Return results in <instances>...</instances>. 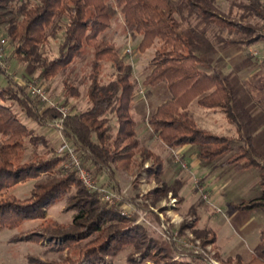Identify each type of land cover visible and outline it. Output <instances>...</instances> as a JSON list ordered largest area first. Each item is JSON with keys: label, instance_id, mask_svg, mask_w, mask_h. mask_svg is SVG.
Returning a JSON list of instances; mask_svg holds the SVG:
<instances>
[{"label": "trees", "instance_id": "obj_1", "mask_svg": "<svg viewBox=\"0 0 264 264\" xmlns=\"http://www.w3.org/2000/svg\"><path fill=\"white\" fill-rule=\"evenodd\" d=\"M246 1L231 2L230 11L226 13L220 9L218 0H0V32H5L15 45L18 60L35 64L41 70L39 78L42 80L56 77L86 49L92 50L93 62L86 91L90 107L81 113H70L62 131L81 154L84 165L93 167L95 176L108 172L113 180V167L128 169L137 154L141 155L142 164L153 160L149 175H157L159 179L164 172L160 156L146 148L137 135L138 125L132 110L139 84L132 81L133 68L119 57L115 45L106 37L119 13L124 18L126 33L141 36L139 51L156 50L142 87H165L169 93V99L149 117L152 134L170 150L197 145L200 158L205 161L212 162L230 154L224 165L233 166L236 171L253 167L264 171L259 162L264 158L252 138L245 136L244 124L237 113V95L241 89L209 59L217 47H248L260 40L254 38L257 27L232 20L234 8L242 12L240 20L252 16L264 20L261 0ZM60 34L59 55L52 60L43 58L40 47L49 38L57 40ZM232 35H246L250 39L234 41L230 39ZM107 62L112 63L115 74L105 80L103 72ZM256 76L252 79L258 85L249 84L250 98L263 105L264 76ZM0 77L7 83L0 84V193L35 181L30 196L25 199L12 195L0 198V232L15 229L27 221L44 220L50 207L66 200V210L76 213L71 223L42 224L34 230L23 231L11 242L42 243L50 238L53 242L64 241L59 250L78 248L77 260L67 258L61 264L103 261L106 257L118 256L127 247H132L135 253H145L158 264H192L174 261L171 243L152 237L146 228L136 224V215L125 218L117 207L103 204L96 194L83 187L75 172L63 170L65 158L49 148L46 137L27 124L29 121L45 127L61 117L59 108L41 111L33 97L25 93L26 88L14 82L6 71L0 70ZM194 101L203 108L222 112L236 127L238 138L200 128L189 110ZM110 115L117 121L115 135ZM25 142L33 148L43 147L46 154L35 153L31 162L17 164ZM261 177L263 185L264 174ZM160 183L157 194L162 195L168 189L177 195L174 188ZM257 206L264 207V202L240 207L253 209ZM190 227L193 229L195 224ZM194 233L204 240L210 235V242H215L210 230H194ZM236 262L264 264V231L251 261ZM228 263L232 264L233 259Z\"/></svg>", "mask_w": 264, "mask_h": 264}, {"label": "rangeland", "instance_id": "obj_2", "mask_svg": "<svg viewBox=\"0 0 264 264\" xmlns=\"http://www.w3.org/2000/svg\"><path fill=\"white\" fill-rule=\"evenodd\" d=\"M33 1L35 2L36 0ZM235 1H237V3L247 2L246 0H218V5L223 12L228 13L230 11L231 2ZM261 2L264 5V0H261ZM241 14V10L234 8L232 11V20L244 26L257 27L258 31L255 33L254 38L257 37L260 38V40L248 47L229 45L224 49V52L222 51V48L217 47L218 50L216 49V52L211 55L209 59L212 60L214 58L217 63L216 66L222 68L224 75H227L229 79H232L237 83L239 88L241 90L243 89L244 94L247 90L249 91L250 83L258 85L256 80L253 81V76H264V20L260 16H252L240 20ZM0 36L7 39L6 61L9 66L7 74L14 79V82H17L23 86V88H26L25 93L28 92L32 97L33 95L31 93L33 87L42 88L46 92L50 103H43L37 97H33V102L35 105L37 104L39 106L37 108H40L42 111L46 108L57 106L59 108H67L69 113H81L90 107V103L86 98V91L89 86L88 76L93 62L92 50L86 49L81 57L75 59L68 69L60 72L56 77L50 80H42L39 78L41 70H39L35 64L29 65L16 58L14 53L15 45L11 42L7 34L5 32H0ZM106 37L115 45L119 57L126 64L132 66V81L138 82V90H144V88H142V83L149 74V63L155 55V48H151L146 52H140L138 49V38L133 36L130 39L128 33L125 31L124 18L120 13L113 21L111 29L106 32ZM230 39L238 41L250 38L246 35H232L230 36ZM61 42L62 34L59 35L57 40L49 38L48 41L40 47V53L43 54V58L52 60L57 57L59 55V46ZM127 50H131V53H127ZM228 54L231 55L229 60L230 66L225 70L223 68L224 57ZM114 74L115 69L112 66V63L107 62L105 64L103 78L108 80L113 77ZM0 84H7L5 78L0 77ZM245 84H248V86H245ZM160 88L161 89H158L153 93L156 98H154L155 100L152 102V105H150L149 102L150 106L148 105L147 113H149L147 114V118L151 116L153 111L151 107L160 105L166 99V88ZM67 89H71L69 90L71 92L68 93ZM139 92L140 91H138V93ZM139 95L142 96L141 92ZM239 96H237V100L243 99V97ZM250 97H252V95ZM150 100L153 99L150 98ZM150 100L148 98V101ZM243 102L244 104L246 103V101ZM243 102L239 104L240 106H238V110L240 111L237 110V113L240 115L241 122L244 124V134L245 136L252 138L254 146L264 158V104L261 105L254 102L246 107L245 113L243 110ZM109 117L112 133L115 135L118 128L117 121L112 115ZM55 120L48 123L45 127H39L35 123L29 121H27V124L29 127L34 128L37 134L46 137L49 148L65 158L61 168L65 171L75 172L69 168L66 154L60 152V146L63 141H66L68 144L70 143L64 137L63 131L61 130L59 132V129L53 126ZM236 131V127L232 125L231 129L222 130L219 132V135L238 138ZM140 132L144 133L141 140L147 142L148 140L146 136L148 137V135L143 129ZM61 136L63 137L61 138ZM70 146H72V144H70ZM234 146L237 148L239 143ZM145 147L150 150L152 149V151L158 154L162 159V153L159 150L154 151L152 147ZM46 152L47 150L43 147L33 148L25 142L24 150L21 153L17 164L29 163L32 161L35 153L38 155H45ZM175 155L176 153H172L171 156L167 157V155L164 154V157L169 159L168 165H171L172 170H166V173L163 172L159 179L157 175H149L148 169L153 168V160H148L142 164V157L140 154H137L134 164L128 169H116L113 167V180L110 179L108 172H104L100 176H95L93 167L84 165L82 160L83 167L90 172L92 182L95 184L94 188L86 187L84 184L82 185L90 193L96 194L98 199L109 208L117 207L123 217L132 218L136 215V224L146 228L152 237L163 239L171 243L174 246V261H184L192 264H208L206 260H203L206 258L205 254L197 255L190 249L184 250L185 248L183 247V244L179 241L181 239L185 242L186 240H190L191 236H193L196 240L200 241L201 250L206 252L207 256L212 257L214 260L221 262L222 264H229V254L222 252L224 257L221 256L215 242H210V238H212L210 235H207V239L204 240L197 237L194 230H205L199 229L198 227L212 228L217 235L219 248L221 249L223 247V249L227 250V253L244 247L245 236L244 232L240 230L241 222L244 219L250 218L255 213L250 211L243 212L238 209L240 206L239 203H242V200L246 198H240L241 200L237 202V206H230V204L227 203V196L233 194L239 199V197L242 196V193H244L245 188H251L248 194L257 195L259 188H264L261 177V174H264V171L256 167L244 171H236L235 169L229 168V170L224 172L225 175L224 173H220L218 179L219 187L226 188L227 190L221 189V196L218 201L214 202L213 193L205 188V184L201 183L202 181H200V179L190 176L188 166L181 167L182 164L177 162ZM228 156H230V154L222 157L220 161L222 162L226 160ZM162 162L164 166L163 159ZM259 162L264 166V159H260ZM198 175H200V172L197 173V176ZM161 181L165 182L168 188H174L177 195L168 189H166L162 195L157 194L156 189L161 187ZM34 183L35 181L22 183L14 189L0 193V198L12 195L20 199H25L30 196ZM105 192L107 194H113L114 197L110 202L104 201L103 195ZM205 198H207V200ZM173 199L175 203H172ZM193 201L194 203L195 201H202L208 204L211 209L208 213L207 207L201 206L199 210L200 218L198 221V227H196L195 224V216L189 213V207L192 205L191 203H193ZM234 207H237V211L240 212L238 215L239 217L236 219L231 218V212L234 211ZM215 208L220 209L221 213L217 212ZM75 215V212L66 210V200H63L46 211L44 220L27 221L15 229L1 231L0 264H61L67 258L77 260L79 258L78 248L72 246L68 249L65 247L64 249L59 250L58 248L63 247L64 245V241L60 239L53 242L52 239L47 238L42 243L22 241L13 244L11 242L12 238L21 235L23 231L34 230L43 225H50L55 222L62 225H68L72 222ZM193 224H195V227L192 229L190 226ZM185 225H187L188 228L183 229V226ZM208 244L212 245L210 250L206 247ZM83 264L158 263L153 258L145 255V253H135L132 247H127L114 258L106 257L103 261L94 262L92 260ZM232 264L238 263L233 260Z\"/></svg>", "mask_w": 264, "mask_h": 264}, {"label": "crops", "instance_id": "obj_3", "mask_svg": "<svg viewBox=\"0 0 264 264\" xmlns=\"http://www.w3.org/2000/svg\"><path fill=\"white\" fill-rule=\"evenodd\" d=\"M128 35H129L130 39L133 36H136L138 38V40H139L138 47H139V44L141 42V36L137 33H128ZM122 38H124V37H122ZM222 51L224 52V49H222ZM230 58H231L230 54H228L227 56L224 57L223 68L225 70H227L230 66L229 65ZM215 61L216 60L214 58L211 60V62L214 65H217V63ZM142 88H140V89H142ZM158 89H161V88L160 87L151 88V89L144 88V90H139L141 92L142 96L139 95L140 92L137 93L135 96V99L133 102L132 114H133V116L137 122V125H138L137 126V135H138L139 140H141V137L144 134V133L140 132L143 129V131H145V133L148 135V137L146 136L148 143L146 141H142V140H141V143H144L145 146H147V147H152L154 151L159 150L162 153L161 157L164 160V168H165L164 172L165 173L167 172L166 170H169V171L172 170L171 165L170 166L168 165L169 159L167 157L171 156L172 153L179 154V156L181 157L182 163L188 166V172H190L189 175L193 176L194 178L200 179V181H202L201 183L205 184V188L209 192L213 193V201L214 202L218 201L219 197L222 194V190L223 189L227 190L226 188H220L219 187V183H218L219 180L218 179H219L220 173L226 172L227 170H229V168H231V169H235V168L233 166L224 165L223 162L225 160L222 162L220 161L222 158L215 160V161H212V162H208V161L201 159L200 158V149L197 145H186V146L179 148L177 150H170L167 147H165L164 144L156 136H154L152 134L151 128L148 125L149 117L147 118V114L149 112L147 113V109L150 105H152V102H154V100H155L154 98H156V96L153 93L155 91H157ZM166 91H167V94H165L166 99L163 101V103L169 99L168 90L166 89ZM237 96L243 97V99H240L237 101V110L239 108L238 106H240L239 104L242 103L243 101H246L245 104L243 102L244 112H245V109L247 106L254 103V101L250 98V93L248 90L246 92H244V94H243V89L240 90L239 94ZM148 98H149V100H150V98H152L153 100L148 101ZM149 102H150V105H149ZM160 105H157L156 107H153V106L151 107L153 110L151 115L156 111V109ZM189 110L192 113L193 117L195 118L197 125L200 128L207 130L211 133L219 135V132H221L222 130L232 128V125L227 121L225 115L222 112H215V111L203 108L196 101H194L190 105ZM238 111H240V110H238ZM164 154H166L167 157H164ZM181 167H182V165H181ZM199 172H200V175L197 176V173H199ZM224 175H225V173H224ZM258 184H259V182H258ZM250 189L251 188H245L244 193H242L243 197L241 196V197H239V199H237L235 197V195H233V194L230 196H227V203H229L230 206H237L238 205L237 202L239 200H241L240 198H246V199L242 200V203H239L240 206L245 205V204L246 205L250 204L251 202H259V203L264 202L263 201V199H264V188H259V192L257 195H250V193L248 194ZM182 197H183V194H182ZM196 202L197 201H195V203H194V201H193V203H191L192 205L189 207L190 208L189 213H191L195 216V219H196L195 224H196V227H198V221L200 218L199 210H200L201 206L207 207L208 213L211 209L208 206V204H206L202 201L197 202V203ZM240 206L238 207V209H240V211H243V212L244 211H250V212L255 213L250 218L244 219L241 222L240 230L242 232H244V236H245V239H244L245 246L242 247L241 249H237L234 251L232 250V251H229L227 253V250L223 249V247L221 249L219 248L217 235L212 228H203V227H198V228L210 230V232L215 237V245H216L219 253L221 254V256L224 257L222 252H225V254H229L228 259H233L234 262H236L237 260H241L243 263H248L252 259L254 249L260 243V236H261L262 232L264 231V212H263L264 207L263 206H257L253 209H242ZM238 209H237V207H234V211L231 212V218L232 219H236L237 217H239L238 215L240 212L237 211Z\"/></svg>", "mask_w": 264, "mask_h": 264}, {"label": "built area", "instance_id": "obj_4", "mask_svg": "<svg viewBox=\"0 0 264 264\" xmlns=\"http://www.w3.org/2000/svg\"><path fill=\"white\" fill-rule=\"evenodd\" d=\"M6 47H7V39L2 38L0 36V70H4L7 72L9 69V66L6 61ZM127 53L130 54L131 50H127ZM31 94L33 95V97H37L38 99H40L43 103H50L47 98L46 92L42 88L33 87ZM59 112L61 113V117L53 122V126L58 128L60 132L63 128L64 120L68 117L70 113L65 107H60ZM62 137L63 136H61V138ZM60 152L66 154L68 158L69 168H71L77 173L82 184H84L86 187L94 188L95 184H93L92 182L90 172H88V170L85 169V167H83L82 157L79 154V152H77L76 149L70 146V144H68L66 141H63V143L61 144ZM175 158L178 163H181L183 167H186V165L182 163L181 157L178 154L175 155ZM113 197H114L113 194H107L106 192L103 195L104 201H107V202H110L113 199ZM205 199L207 200V198ZM172 203H175L174 199ZM215 209L217 212L221 213L220 209L218 208H215ZM179 241L183 244V247L185 248V249L183 248L184 250L190 249L193 253L197 255L205 254L206 258L203 260H206L208 264H222L221 262H217L216 260H214L212 257L207 256L206 252L201 250L202 248L200 247V241L196 240L193 236H191L190 240H186L185 242H183V240L181 239ZM206 247L208 250H210L212 245L208 244V246Z\"/></svg>", "mask_w": 264, "mask_h": 264}]
</instances>
